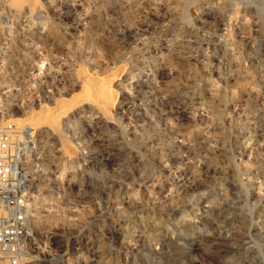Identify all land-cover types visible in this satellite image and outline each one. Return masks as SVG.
<instances>
[{
  "label": "rangeland",
  "instance_id": "obj_1",
  "mask_svg": "<svg viewBox=\"0 0 264 264\" xmlns=\"http://www.w3.org/2000/svg\"><path fill=\"white\" fill-rule=\"evenodd\" d=\"M12 1L0 130L26 261L264 264V0Z\"/></svg>",
  "mask_w": 264,
  "mask_h": 264
},
{
  "label": "built area",
  "instance_id": "obj_2",
  "mask_svg": "<svg viewBox=\"0 0 264 264\" xmlns=\"http://www.w3.org/2000/svg\"><path fill=\"white\" fill-rule=\"evenodd\" d=\"M12 133L0 130V264H29L23 248L27 207L22 193L23 170L19 145Z\"/></svg>",
  "mask_w": 264,
  "mask_h": 264
},
{
  "label": "bare ground",
  "instance_id": "obj_3",
  "mask_svg": "<svg viewBox=\"0 0 264 264\" xmlns=\"http://www.w3.org/2000/svg\"><path fill=\"white\" fill-rule=\"evenodd\" d=\"M22 2H24V0H13L12 1V4H16V5H18V4H20V3H22ZM33 2H35V1H33ZM122 71V70H121ZM119 72V71H118ZM123 72V71H122ZM121 73V72H120ZM119 75V74H118ZM115 76V75H114ZM118 77V76H117ZM90 79H92V78H90ZM89 80V79H88ZM92 81V80H91ZM87 83H88V81H87ZM87 85V84H86ZM89 86V87H88ZM88 86H86V87H88L87 89L85 88V92L87 91V93H85L86 95H87V97L88 98H96L97 99V101H93L92 99H91V101H93L94 102V106L96 107V109L100 112V116H101V118H102V120L103 121H108V120H110V118H109V109H110V107L108 106V105H105V102H107L108 100H111L112 102H114L115 101V99L113 100V92H112V89H111V83H107V84H103V85H101V84H97V82H96V85L94 86V85H92L91 84V86L88 84ZM114 91V90H113ZM83 93V94H84ZM116 97V96H115ZM83 98L85 99L86 97H85V95L83 96ZM88 98H86V102H87V100L89 101V99ZM107 100V101H106ZM75 101V100H74ZM77 102V101H76ZM82 102V101H81ZM78 103V102H77ZM85 103V102H84ZM88 103V102H87ZM91 103V102H90ZM75 104V103H74ZM115 104V103H114ZM78 105V104H77ZM74 107V106H73ZM70 108V107H69ZM111 109H113V108H111ZM67 108L65 107V106H63V105H58L57 107H56V114H54V115H50V116H48V121L49 122H52L54 119L56 120H58V119H60L64 114H66L67 113ZM47 117V116H46ZM44 120H46V119H44ZM37 124V123H36ZM12 137H14V135H12Z\"/></svg>",
  "mask_w": 264,
  "mask_h": 264
}]
</instances>
